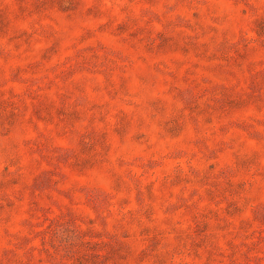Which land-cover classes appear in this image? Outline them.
<instances>
[{
	"label": "rangeland",
	"instance_id": "374dc122",
	"mask_svg": "<svg viewBox=\"0 0 264 264\" xmlns=\"http://www.w3.org/2000/svg\"><path fill=\"white\" fill-rule=\"evenodd\" d=\"M0 264H264V0H0Z\"/></svg>",
	"mask_w": 264,
	"mask_h": 264
}]
</instances>
